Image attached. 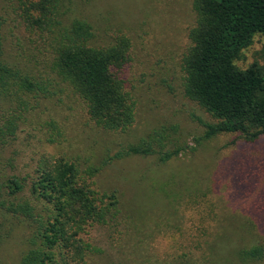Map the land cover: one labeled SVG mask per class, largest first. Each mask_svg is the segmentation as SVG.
<instances>
[{"label":"rangeland","instance_id":"obj_1","mask_svg":"<svg viewBox=\"0 0 264 264\" xmlns=\"http://www.w3.org/2000/svg\"><path fill=\"white\" fill-rule=\"evenodd\" d=\"M191 3L59 2L56 29L84 20L96 46L128 39L123 77L135 103V122L125 133L94 128L69 93L45 82L46 95L30 99L31 112L17 111L23 116H17L15 136L3 146L2 168L26 176L42 157L61 155L96 166L108 161L96 184L117 194L119 214L106 225L86 228L87 264H242L234 251L264 242V136L252 142L231 133L202 139L203 123L213 119L183 93L181 60L195 22ZM0 14L4 57L22 74L43 79L49 73L51 32L30 33L17 0L4 2ZM252 62L264 67V34L253 37L236 65L244 69ZM9 92L0 96L2 115L16 102ZM154 130L166 135V149L179 148L177 156L164 163L157 155L110 159ZM9 221L0 264H17L29 247L27 223Z\"/></svg>","mask_w":264,"mask_h":264},{"label":"trees","instance_id":"obj_2","mask_svg":"<svg viewBox=\"0 0 264 264\" xmlns=\"http://www.w3.org/2000/svg\"><path fill=\"white\" fill-rule=\"evenodd\" d=\"M7 1L0 0V11ZM59 2L17 0L27 30L39 35L51 32L53 38L49 73L43 79L22 74L4 57L0 14V96L9 91L16 96L9 111L0 114V242L10 234L9 220L27 223L29 247L17 264H87L86 228L106 225L119 214L117 194L100 191L96 184L106 160L97 166L83 165L55 155L39 159L26 176L3 172V146L15 136L19 108L31 112L30 101L46 95L47 82L69 93L94 128L125 133L135 122V103L123 77L128 39L118 37L112 44L96 46L92 27L84 20L56 29L61 24ZM191 7L195 22L181 69L185 97L213 119L203 123L201 138L231 133L255 141L264 136V67L252 62L241 69L236 61L256 34H264V0H192ZM165 139L162 131L154 130L110 159L157 155L164 163L180 152L166 149ZM233 254L242 264H262L264 242L245 245Z\"/></svg>","mask_w":264,"mask_h":264}]
</instances>
